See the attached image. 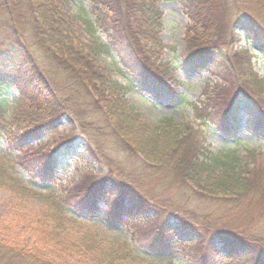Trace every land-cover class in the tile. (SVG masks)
<instances>
[{
  "label": "trees",
  "instance_id": "1",
  "mask_svg": "<svg viewBox=\"0 0 264 264\" xmlns=\"http://www.w3.org/2000/svg\"><path fill=\"white\" fill-rule=\"evenodd\" d=\"M71 2L0 0V134H6L14 152L24 154L29 140L55 131L56 122L64 115L73 116L79 123V131L39 143L37 153L27 158L20 153L1 157L0 189L28 203V199L45 194L30 188L14 170L16 165L43 183L57 180L60 157L81 160L83 169H93L92 164L98 168L86 178L69 183L74 189L82 182L74 193L50 196L52 208L46 207L42 213L56 223V233L62 238L58 240L72 241L68 254L63 244L57 256L36 244L26 247L9 243L3 235L0 252L30 264H143L135 260L126 240L84 233L79 221L65 211L70 205L77 212H94L103 202L121 223L144 228L146 246L167 255L169 263L175 262L177 245L189 243L200 250L186 257L187 264H264V220L247 210L258 201L264 208V169L255 168L259 164L257 150H214L207 145L202 130L207 124L228 121L235 131L237 121L244 118L264 135V75L256 71L249 46L235 44L237 30L232 26H240L247 42L253 40L264 52V0H184L189 41L182 55L183 65L190 71L205 69L216 79L206 99L198 102L187 100L173 86L176 67L163 58L167 45L161 37L164 19L159 0H89L88 12L112 34L109 45L87 42L81 17L72 12ZM104 53L119 57L117 73L129 85L137 83L159 99L187 100L194 121L176 122L173 117H164L151 123L143 119L125 97L123 87L108 75L112 70H102L98 65L97 58ZM49 63L58 69L54 71ZM103 85L111 89L109 98ZM11 87L31 95L11 102L4 97ZM219 92L224 93L221 100H225L223 96L227 99L223 111L212 102ZM98 110L104 113L103 127L91 120L85 122L80 115ZM100 133L107 138L113 135L116 145L140 156L147 175L163 173L172 180L167 184L179 188L187 185L213 206L224 202L236 211L248 198L247 208L237 216L247 218V222L259 220L260 235L247 234L244 228L248 224L243 227L216 218L215 211L165 205L154 194L142 191L130 172L108 161L101 152L97 141ZM78 144L81 151L76 154ZM170 219L176 221L177 229L170 226ZM66 221L69 223L64 224ZM175 229L191 235V239L174 241Z\"/></svg>",
  "mask_w": 264,
  "mask_h": 264
},
{
  "label": "rangeland",
  "instance_id": "2",
  "mask_svg": "<svg viewBox=\"0 0 264 264\" xmlns=\"http://www.w3.org/2000/svg\"><path fill=\"white\" fill-rule=\"evenodd\" d=\"M89 5V0H72L70 8L73 13L81 17L87 42L91 41L95 45H109L113 39L112 34L99 24L93 14L88 12ZM158 6L164 19L161 37L167 45L163 58L165 61L173 62L176 67L173 81L176 92L183 93L187 100L191 102H198L206 99L207 94L210 93L216 85L215 77L211 76L205 69L190 71L183 65L182 55L186 51L189 41L186 34L189 18L185 12L184 0H159ZM232 26L237 30L234 32V35L233 32L231 33L233 37L235 36V44L243 48H246L247 45L249 46L252 60L256 64V71L260 75H264V52L253 40L247 42L245 36L241 34L242 28L240 26L235 27V24ZM230 38L232 37L230 36ZM104 54H100L97 58L98 65L102 70L106 67L112 70V73H108V75L111 76L114 82H117V84L123 87L126 92L125 97L142 113L140 114L143 119L151 123H157L164 117H173L176 122L194 121V114L187 100L180 101L174 98H169V100L159 99L143 90L137 83L129 85V82L124 80L117 73V70L121 67V64L117 63L120 60L119 57H117L116 54H113V56H108L106 53ZM49 64L53 69H58L56 65ZM106 76L107 73L104 74L105 78ZM103 87L107 89V97L109 98L111 89L109 86L103 85ZM223 94V92H219L217 95V97H219L212 101L214 105L219 106V111H223V106L227 101L225 96H223L225 100H221L222 96L220 95ZM30 95L31 94L27 91L22 94L18 89L11 87L5 92L4 97L14 102L15 100L22 101L24 97L29 98ZM86 104L87 103H83V105ZM83 114L84 112L80 113V115L84 116L82 119L85 122L91 120L94 121L96 125L102 127L106 124L104 113L101 110L85 115ZM237 122L238 127L235 131L232 124L228 121H223L219 125L207 124L203 126L202 130L206 136L207 145L214 150L235 148L241 153H244L247 148L255 149L257 150L256 155L259 157V164H256L255 168L262 171L264 169V135L262 133L258 134L256 129L245 122L244 118H240ZM78 124L79 123L75 121L73 116L69 114L64 115L56 122L55 131H46L37 138L29 140L27 143L29 147H26L24 154L21 153V150L20 152L18 150L14 152L8 145L6 134H0V158L12 157L19 153L21 157L27 158L37 153L39 143H47L53 138H58V135L65 137L73 135L74 133L71 132L72 130L76 132L79 131L77 127ZM196 124L198 127H201L199 122ZM231 127L233 131H231ZM231 133L233 134L231 135ZM115 139L113 135L107 138L100 133L97 141L99 142L98 144H100L101 152L107 156L106 158L108 161L120 164L127 172H130V175L142 191L154 194L158 197V200L165 205H179L186 209L200 208L206 212L215 211L217 213L216 218L234 222L243 227L248 224L247 228H244L247 234L257 233L260 235L262 226L258 227L259 220L254 219L253 221L247 222V218H240L237 216L243 207L247 208V204L250 203L248 198L243 201L244 205L240 206V210L236 211H233L231 205H226L224 202H216L213 206L208 200L195 194L187 185H182V187L179 188L177 184H167L168 181L172 180L162 176L163 173L158 176L147 175L142 158L140 156L130 155L128 152L124 151L123 147L116 145ZM77 147L76 154H79L81 146L78 144ZM260 152L263 155H261ZM58 160V167L56 168L57 180L53 183H43L31 178L28 172L19 165H16L14 168L17 174H19L30 188L45 193L41 198H30L28 199V201H30L29 203L26 201L21 202L20 199L14 198L8 191L0 189V236L3 235L5 239L7 238L9 243L26 247L36 244L40 248L44 247L47 250L50 249V252H53L57 256H60L59 250H61V248H59V245L62 246L63 244V247L67 248L64 250L67 252L66 254H68L69 246L73 245L72 241L67 237L63 242L58 240L62 238L56 233V223L45 218L42 213L46 207L52 208L51 203H53V201L50 196H54L53 194L57 196L65 195L68 194L69 191H73L74 193L78 187L82 185V182H80L79 186H74V189L70 188L71 184L69 183H73V181H78L80 179L82 180L90 173H95L98 165L92 164L93 169L87 167L83 169L82 161L74 160L70 156L60 157ZM46 191H49V193ZM254 204L255 205L251 208H247V210L255 213L256 216H261V220H264V208L260 206L259 201ZM65 211L72 218L79 221L81 231L84 233L111 238L116 241L126 240L133 249V254L137 262H142L143 264H172L168 262L167 255L160 254L158 250L146 246L148 241L145 239L147 233L144 228H139L136 224L132 223H121L114 215H111V209L103 202L98 203V207L94 212H77L70 205L66 206ZM68 223L69 222L66 221L64 224ZM170 226L173 228L177 226L174 219H170ZM176 229L174 241L188 242L191 239V235L181 233ZM216 244L218 246L220 245L219 242H216ZM177 246L178 247L175 248L176 254L173 264H187L186 257L193 256L200 250L198 246L189 243ZM51 255L52 257L55 256L53 254ZM217 259H219V257ZM5 263L30 264L23 258L15 259L11 255L0 252V264ZM227 264H234V262Z\"/></svg>",
  "mask_w": 264,
  "mask_h": 264
}]
</instances>
